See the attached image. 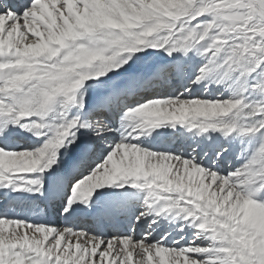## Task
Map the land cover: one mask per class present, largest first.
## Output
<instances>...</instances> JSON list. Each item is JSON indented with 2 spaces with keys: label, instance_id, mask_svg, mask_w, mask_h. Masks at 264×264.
<instances>
[{
  "label": "snow or ice",
  "instance_id": "6c2138e0",
  "mask_svg": "<svg viewBox=\"0 0 264 264\" xmlns=\"http://www.w3.org/2000/svg\"><path fill=\"white\" fill-rule=\"evenodd\" d=\"M0 264H264V0H0Z\"/></svg>",
  "mask_w": 264,
  "mask_h": 264
}]
</instances>
